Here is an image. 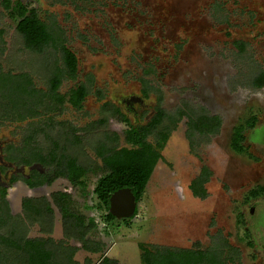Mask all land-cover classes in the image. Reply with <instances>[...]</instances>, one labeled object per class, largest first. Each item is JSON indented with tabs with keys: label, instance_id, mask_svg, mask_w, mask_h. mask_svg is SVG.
I'll return each instance as SVG.
<instances>
[{
	"label": "rangeland",
	"instance_id": "1",
	"mask_svg": "<svg viewBox=\"0 0 264 264\" xmlns=\"http://www.w3.org/2000/svg\"><path fill=\"white\" fill-rule=\"evenodd\" d=\"M22 2L36 8L49 26L60 27L56 30L77 55L78 79L64 81L59 93L65 96L80 83L90 93L83 110L59 104L62 108L54 106L46 127L44 118L33 127L6 123L0 138L21 142L26 131L42 127L37 146L43 153L67 154L92 172L83 179L86 188L58 178L40 189L21 180L7 191L10 208L0 213V264H28L23 250L15 247L26 240L45 241L56 264H141V244L203 250L219 245L226 250V264H264V197L247 199L264 184V89L252 85L264 71V0ZM0 29L4 71L29 73L38 89L47 90L51 71L62 64L59 52L36 55L26 50L16 23L1 5ZM141 79L147 80L149 98L142 94ZM131 97L144 100L133 103L134 111L123 104ZM158 107L171 117L159 127L170 129V137L138 214L106 222L93 193L105 174L97 147L105 134L119 137L118 149L131 147L125 141L128 126L112 116L113 109H122L133 126H140ZM4 109L0 100V120ZM200 114L221 119L217 133H189V117ZM251 116L258 119L256 129L246 132L253 157L235 153L230 145L234 128ZM156 136L148 141L154 144ZM204 168L210 172L207 197L198 198L190 185ZM59 193L71 197L72 212L85 221L84 234L94 220L88 235L70 229L57 205ZM25 199H33L39 215L30 213Z\"/></svg>",
	"mask_w": 264,
	"mask_h": 264
},
{
	"label": "trees",
	"instance_id": "2",
	"mask_svg": "<svg viewBox=\"0 0 264 264\" xmlns=\"http://www.w3.org/2000/svg\"><path fill=\"white\" fill-rule=\"evenodd\" d=\"M21 9L22 13L26 12L25 9ZM15 20H17V30L21 33L24 45L28 50L42 54L49 47H54L61 54L66 68L65 71L56 68L54 77L51 79V91L54 94L50 98L47 97L48 100H46L45 97L42 98L44 94H40L41 92H38L34 88L33 82L28 74H5L0 67V93L3 96L1 100L5 102L4 106H6L4 111L5 120H10L11 117L14 121L23 122L41 116L42 107L44 105L50 106L52 101L61 105L64 103V97L59 95L57 90L63 76L67 74L69 77L75 78L77 59L66 48L63 38L58 33L53 34L52 31H49L35 11H32L30 16L24 17L21 21L15 16ZM252 85L255 89H264V71H261L254 77ZM38 93L40 97H36ZM86 95L87 89L84 86H80L76 90L71 91L69 102L76 109L82 110ZM50 100L51 102H49ZM182 115L184 113L180 112V118ZM164 118L171 120V117L160 109L148 126L142 128L131 127L127 131L126 137L127 142L131 145L130 148L118 149L117 147L107 148L104 146L103 151H99V156L105 167V174L97 181L94 195L98 201V209L105 212L106 222L117 220L109 212L110 198L116 191L130 188L136 196L137 202H140L145 195L153 170L162 158L161 152L169 140L171 130L166 128L159 131L156 136L157 141L154 144L148 141V136L153 134V130L163 122ZM257 122V117L251 116L245 121V124H240L234 128L230 145L235 153H246L253 157L248 153V146H246V132L247 130H255ZM221 126L222 121L218 116L200 114L189 117L188 119L189 133L191 135L200 134L205 136L215 134ZM36 155L40 157H34ZM50 158L57 165L56 177H65L73 186L86 188V182L83 179H85V176L90 171L88 168L79 165L76 159L69 155L53 152ZM34 161L47 162L45 157L37 153L32 155V159L28 163ZM209 178L210 172L204 168L200 176L190 185V190L194 196L198 198L207 197L205 185L209 182ZM45 181L51 183V180L41 179L35 182L29 181V185L33 187L43 184ZM260 197H264V184L253 188L248 193L247 199H258ZM58 199L57 205L62 212L63 218L68 222L70 229L75 232L77 231L81 234V237L88 235L89 233L87 231L91 227H94V220H90V227L87 226L86 233L84 234L85 221L83 218L78 217L76 213L72 212L74 203L71 197L66 193H62ZM24 205L27 209H31V200H25ZM0 206H3V203ZM4 208L7 210L9 208L8 204ZM36 212L38 213V210ZM137 214L138 211H136L135 215ZM75 219H77V222H74ZM1 241L2 236H0V259L3 257V244ZM6 244H9V242L7 241ZM248 245L253 246L252 242H249ZM15 247L23 250L28 264H56V255L53 251L46 248L45 241L26 240L22 245H15ZM140 249L141 264H226V261H228L226 260L227 258H224L225 248L219 245L214 246L212 249L203 250L200 248L176 249L157 246L147 247L141 244ZM234 252L239 258V251L235 249ZM71 258L72 256H68V260L72 262ZM229 261L233 262V259L230 258Z\"/></svg>",
	"mask_w": 264,
	"mask_h": 264
},
{
	"label": "flooded vegetation",
	"instance_id": "3",
	"mask_svg": "<svg viewBox=\"0 0 264 264\" xmlns=\"http://www.w3.org/2000/svg\"><path fill=\"white\" fill-rule=\"evenodd\" d=\"M0 5L6 11L8 17H10L16 23V28H17V20H15V16L18 17L19 21H21L24 17L30 16V14L32 13V11H35L36 14L38 15L39 19L47 26V28H48L49 31H52L53 32V34L54 33H58V31L56 30V28H58V29L61 30L60 27H55V25H52V27H51L47 23H45L40 18L37 9L36 8H31V7L29 8L25 3L22 2V0H2L1 3H0ZM21 8L25 9L26 12L25 13H22V9ZM16 9H18V11H16ZM0 32H1L0 33V43L3 44L5 42L4 39H3L4 31L2 29H0ZM19 34L21 35V33H19ZM58 34H59V36L61 38H63L64 44H65L66 48L69 49V51L72 52L75 55V57L77 59V70H76V76H75V78H71L67 74L65 76H63V78L61 79V83L59 85V88L57 90V93H59L60 87L62 86V84H63L64 81H77L78 75H79V60L77 58V55L67 46L65 37L62 36L61 33H58ZM21 37H22V35H21ZM1 44H0V49H2V51H4V48L2 47ZM26 50H28V49L26 48ZM50 50H55V48L54 47H49L42 54H38V53L32 52L30 50H28V51L31 52V53H33V54H36V55H45V54L49 53ZM59 55L61 57V54L60 53H59ZM61 60H62L61 66L58 67V65H55V68L51 71V75H50V78H49V81H48L49 87H48L47 90H44V91L43 90H40V89H38L36 87V85L34 83V80L32 79V77H31V75L29 73H13V72H9V71L6 72V71H4L1 63H0V67H1L2 72L5 73V74L6 73H9L11 75L28 74L30 76L32 82H33L34 88L38 92L40 91L41 92L40 94H44L42 96V98L45 97V99L48 100V98H50L54 94L51 91V79H52V77H54V72H55L56 68L61 69L62 71H65V69H66L65 68V65L63 63L62 57H61ZM141 82H142V90H141L142 91V94L144 95L145 98H149L150 93H151V90L148 89L147 80L145 81L144 79H141ZM80 86H84L87 89V95H86V97H85V99L83 101V109H84V103H85V101H86V99H87V97L89 96V93H90L89 88L86 85V83H80V84H78L77 86H75L74 88H72L68 92V94L65 95V96L59 93V95H61V96L64 97V103H63L64 105L66 103H68L74 109H76L69 102L70 93H71L72 90H76ZM40 94L39 93L36 94V97H40ZM1 97H3V96L0 93V100H1ZM46 100H44V101H46ZM1 101L3 103H5L3 100H1ZM49 102H51V100ZM134 102L137 103V104H143L144 100L141 97H131V98H128V99H124L123 100V104H125L127 106V108L129 109V111H134L135 110L134 109V105L135 104H133ZM54 103L55 102L52 101V104L50 106L49 105H44L42 107V111H41L42 115L41 116L35 117V118H31V119H28V120L23 121V122L14 121L13 118H11V117H10V120L9 119L8 120H5V115L4 116H1V120H0V131L3 129L4 126H6V123L7 124L8 123L9 124H13V125L14 124L18 125V124L26 123L27 125L29 124V125H31V127H33V123L35 121H40L43 118L45 120L44 121L42 120V122H43L42 124H43L44 127H46V122L48 120L49 121H52V117L50 118V115L55 113L54 112V110H55L54 109V106H55V108H59L60 105H61V104L59 105L57 103H55V104ZM63 104H62V106H63ZM62 106L60 107V109L62 108ZM4 108L6 109V106H4ZM5 109H4V111H5ZM160 109L163 110L162 108L158 107L156 109V111H155V115L147 122V124L140 125V126H133V124L131 123V121H130L129 117L127 116V114L124 113L122 111V109H120V108H114L113 109V112H112V116L118 117L119 120L122 123H124V124H126L128 126V129L125 132V141H126L127 144H129L127 142V140H126L127 131L130 130L131 127H134V128H140L141 127L142 128V127L148 126L152 122V120L156 117V115L158 113V110H160ZM76 110H78V109H76ZM166 119L167 118H164L163 122L161 124H159V126L156 129L153 130V134H150L148 136V139H149V137L151 135H154L156 132H157V135H158V133L160 131L159 130V127L165 122ZM100 122L102 123V122H104V120H101ZM39 125L41 126V124H39ZM47 126H49V125L47 124ZM41 130H43V131H41ZM44 131L45 130L42 127L40 129H38V130H36L35 128L29 129L28 131H26L27 134L24 137V139L21 140V142H19L18 139L15 140V139H9V138H5V139L0 138V205H1V203H3V206H0V213L3 210H5L4 206L6 204H8V206H9V201L7 199V191L10 188L14 187V185H16L19 181L22 180L27 185V187H29L30 189H40V188H42L44 186L51 185L58 178H64V179H66L65 177H56L57 165L50 158L51 153H53V152L56 153V151L55 150H52V151H50V152H48V153L45 154L37 146V137L40 134V132H44ZM0 134L3 136L2 131H1ZM117 142H119V137L116 134H114V135L105 134L104 141H102L99 144V146L97 147L98 148V152H97L98 157L100 158L99 151H103V147L104 146H106L107 148H113V147H116V145L118 144ZM34 153H37V154L45 157L47 162L34 161V162H31V163H28L29 160L32 159V155ZM60 154H64V153H60ZM65 155H67V154H65ZM34 157L38 158L40 156H37L36 155ZM101 161H102V159H101ZM158 163H157V165H158ZM156 166H155V168H156ZM49 168L51 170L50 173H48ZM88 169L90 171L87 173L86 176H88L92 172L90 168H88ZM154 170H153V173H154ZM153 173H152V175H153ZM152 175H151V177H152ZM41 179L51 180V183H48L47 181H45L43 184H40V185H37V186H33L32 187V186L29 185V181L30 182H35L36 180H41ZM93 193H94V191H93ZM60 194H62V193H59V195ZM25 200H31V202L33 201V199H25ZM23 204H24V202H23ZM138 204H139V202H137V210L136 211H138ZM9 208H10V206H9ZM33 208H35V206H33L31 208L32 210H30V213L31 212L32 213H35V211H37V208H35L36 210L33 209ZM96 208H98V207L96 206ZM35 214L36 215H39V212L38 213L36 212ZM132 218H129V219H132ZM118 220H120V219H117L116 221H118ZM122 220H128V219H122ZM1 221L2 220L0 218V222Z\"/></svg>",
	"mask_w": 264,
	"mask_h": 264
},
{
	"label": "water",
	"instance_id": "4",
	"mask_svg": "<svg viewBox=\"0 0 264 264\" xmlns=\"http://www.w3.org/2000/svg\"><path fill=\"white\" fill-rule=\"evenodd\" d=\"M137 198L130 188L116 191L110 198L109 212L116 219H129L135 216Z\"/></svg>",
	"mask_w": 264,
	"mask_h": 264
}]
</instances>
